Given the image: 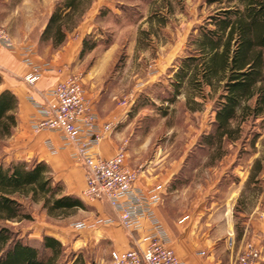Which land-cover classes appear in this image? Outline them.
Segmentation results:
<instances>
[{
  "label": "rangeland",
  "instance_id": "1",
  "mask_svg": "<svg viewBox=\"0 0 264 264\" xmlns=\"http://www.w3.org/2000/svg\"><path fill=\"white\" fill-rule=\"evenodd\" d=\"M121 2L115 7L122 16L119 22L115 17L101 18L96 25L99 31H91L97 45L78 56L77 72L82 74L89 91L104 90L103 95L114 106L131 94L125 122L129 131L123 140L129 150L128 165L141 166L139 176L142 171L162 175L163 179L168 178L164 187L175 186L188 194H211L215 187L221 188V194H244L247 210L256 194L264 201V128L257 123L245 124L241 139L225 144L222 157L213 159V153L198 144L201 135L210 130L213 102L203 99L191 87L181 89L174 102L168 101L173 94L171 82L177 59L190 53L188 43L195 28L220 5L207 0ZM49 3L50 0H1L0 24L17 42L34 40ZM208 91L204 87V94ZM135 101L146 103L135 109ZM254 132L261 136L252 146ZM9 140H0V160L5 162L19 159L12 154ZM257 159L259 171L254 165ZM252 172L256 175L249 180ZM87 202L84 201L86 209H78L65 218L47 216L39 203H25L31 218L9 225L30 244L39 245L44 234L59 236L67 252H82L88 262L109 264L107 243L94 241V230L99 224L74 230L73 224L94 216L93 207ZM234 219L238 234L245 217L236 214ZM120 228L128 235L132 233Z\"/></svg>",
  "mask_w": 264,
  "mask_h": 264
},
{
  "label": "trees",
  "instance_id": "2",
  "mask_svg": "<svg viewBox=\"0 0 264 264\" xmlns=\"http://www.w3.org/2000/svg\"><path fill=\"white\" fill-rule=\"evenodd\" d=\"M93 2L55 0L38 42L49 43L54 49L60 47ZM207 2L220 6L195 28L188 43L190 53L177 59L171 82L173 94L168 101L174 102L181 89L191 87L213 102L210 130L201 135L198 144L216 159L222 157L225 144L241 139L245 124L257 123L264 128V0ZM110 13L111 8L103 5L96 17L101 19ZM93 37L90 32L82 38L80 56L97 45ZM204 87L209 88L207 94ZM145 103L135 101L134 108ZM186 103H190L188 96ZM16 108L15 95L8 89L0 90V140L9 137L16 126ZM260 136V132L253 133L252 146ZM254 165L259 171L258 159ZM255 175L252 172L249 180ZM25 203H39L53 218H65L87 207L80 197L64 193L63 185L54 180L45 162L0 160V264H95L88 262L82 252H67L52 235L44 234L39 245L24 240L9 223L31 218Z\"/></svg>",
  "mask_w": 264,
  "mask_h": 264
},
{
  "label": "crops",
  "instance_id": "3",
  "mask_svg": "<svg viewBox=\"0 0 264 264\" xmlns=\"http://www.w3.org/2000/svg\"><path fill=\"white\" fill-rule=\"evenodd\" d=\"M54 2L55 0H50L47 4L48 8L44 11V18L38 24L34 40L17 42L13 38L17 45L32 43L35 48L34 61L50 64V70H46L34 86H29L23 81V76L29 68L22 63L19 49L8 50L0 47L2 78L0 90H10L17 99L16 126L9 136V145L12 154L19 159L45 162L54 180L63 185L64 193L78 196L87 202L81 195L85 187L83 167L72 159L71 148L64 145L58 133L48 130L35 132L32 129V120L39 116L28 97L32 96L42 101L44 92L53 84L77 72V59L82 47V38L89 34L101 20L96 17L99 7L106 5L111 8V13L102 19L115 17L119 22L122 16L115 7L116 3L122 2L121 0H94L77 28L69 33L64 44L56 49L49 43L38 42L39 34ZM85 90L101 122L113 118L117 120L111 135L96 147L99 155L105 158L110 157L124 142L125 132L129 131V124H125L127 106H123L118 101L114 106L109 97L107 99V96L103 95L104 90L97 89L91 92L86 87ZM48 141L55 151L50 150ZM128 155L129 150L126 148V159ZM148 173L142 171L137 185L142 189L157 188L159 191L160 201L154 207V211L170 237L171 248L184 264H232L233 257L247 240H256L261 246V253H264V201L261 202L262 198L259 199L258 194L247 210L244 207V194H221L220 187L213 188L211 194H188L187 191L178 190L175 186L164 187L168 178L163 179L162 175L153 176ZM250 197L252 198V195ZM87 203L92 205L94 216L89 221H84L86 224L92 223L96 218L116 217L113 209L106 203ZM236 214L245 217L238 234L235 232L234 216ZM93 226L96 225H89L82 229L74 228V230L82 231L94 228ZM96 227L94 241L106 242L109 255L111 250L143 249L147 245V223H144L141 229L131 231L130 235L122 230L117 222L108 225L99 224ZM248 236L250 238L246 239ZM54 237L64 243L59 236ZM257 264H264V254Z\"/></svg>",
  "mask_w": 264,
  "mask_h": 264
},
{
  "label": "built area",
  "instance_id": "4",
  "mask_svg": "<svg viewBox=\"0 0 264 264\" xmlns=\"http://www.w3.org/2000/svg\"><path fill=\"white\" fill-rule=\"evenodd\" d=\"M0 47L19 49L22 63L29 71L23 81L34 86L46 70L48 62L33 59L32 43L17 45L6 29L0 25ZM38 116L31 127L35 132L58 133L65 146L71 148L70 156L83 167L85 187L82 197L88 202L108 204L115 218H96L92 223L76 222L74 228L82 229L95 224L117 222L128 231L141 229L147 223V245L143 249L111 250L109 264H184L170 246V237L157 217L154 207L160 201L157 188L142 189L137 185L141 166L132 168L126 161L124 141L110 157H102L96 151L100 142L108 138L117 125L116 118L101 122L82 82V74L76 72L58 80L44 92L42 101L29 96ZM132 96H125L120 104L127 106ZM51 151L54 147L47 142ZM261 246L256 240H247L235 256L232 264H257Z\"/></svg>",
  "mask_w": 264,
  "mask_h": 264
}]
</instances>
